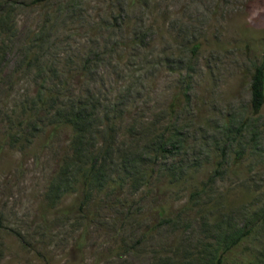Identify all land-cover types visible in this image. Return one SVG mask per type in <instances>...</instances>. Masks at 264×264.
Masks as SVG:
<instances>
[{"label": "rangeland", "instance_id": "rangeland-1", "mask_svg": "<svg viewBox=\"0 0 264 264\" xmlns=\"http://www.w3.org/2000/svg\"><path fill=\"white\" fill-rule=\"evenodd\" d=\"M263 54L264 0H0V264H264ZM45 91L88 100L119 196L79 211L72 128L14 120Z\"/></svg>", "mask_w": 264, "mask_h": 264}, {"label": "trees", "instance_id": "trees-1", "mask_svg": "<svg viewBox=\"0 0 264 264\" xmlns=\"http://www.w3.org/2000/svg\"><path fill=\"white\" fill-rule=\"evenodd\" d=\"M251 93V105L253 112L258 113L264 104V54L262 64L256 66L252 74ZM38 95H41V98L37 103V107L34 105V108L30 112H26V109L24 108V114H15L16 118L12 119H17V121L25 127H30V129L33 127V129H36L34 132L28 134L34 135L37 133L38 129L41 130L42 125L45 124V116H50L51 123H53V125L47 135L46 143L50 142L53 137L61 130V128H72L71 130H73L75 135L72 145V154L70 153L64 158L63 165L59 170V174L61 176L59 179H68L66 176L70 174L69 171L71 170V166H73L72 169H75L77 165H82L83 169L85 168L83 178L80 181L82 196L81 201L78 204V210L83 213L86 211V206H88L93 200L90 196V193L95 189L94 187H97V184L99 183H102V186H106L105 188L112 191L115 197L119 196L118 189L121 190V185L123 183H121V181L117 178H110L109 180L104 178L103 168L108 164V160H110L112 157L111 153L113 151V146L111 143H106V145L99 149L101 154H97L95 153L96 151L94 152V150H89L84 146L86 140L88 139L87 135L89 132H91L93 127L91 122L93 114L88 110V100L80 98L79 101L70 100L65 102L60 97H58L60 96L58 92L54 93L51 91L40 92ZM176 104L177 102H173L171 103V106L175 108ZM110 132L111 130L109 133ZM176 135V133H172L166 138L165 143L160 145L159 149L157 150V155L159 153L169 154L172 152L167 147L170 145V147H173L175 145L174 140ZM102 154L104 155L103 157L100 156ZM134 156L135 155L128 157L127 160L125 158L123 160V164L125 165L127 162V167H133L137 159H134L133 161L130 158ZM83 158L88 164L84 163V161L80 162ZM86 164L88 166H86ZM58 183L60 184V182ZM247 233H249V230H244L237 236L235 240H233L232 243H238V241L241 240L244 235H247ZM222 257L223 254L221 257H218V260L221 262H223L222 260L224 259Z\"/></svg>", "mask_w": 264, "mask_h": 264}]
</instances>
